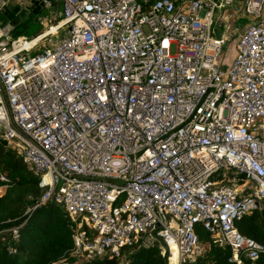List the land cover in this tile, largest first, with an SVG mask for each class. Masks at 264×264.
<instances>
[{
    "label": "built area",
    "instance_id": "2783aa9c",
    "mask_svg": "<svg viewBox=\"0 0 264 264\" xmlns=\"http://www.w3.org/2000/svg\"><path fill=\"white\" fill-rule=\"evenodd\" d=\"M39 1L38 34L0 24V141L74 222L76 263L157 240L186 264L195 224L237 264L264 254L233 225L264 200V0ZM220 9L244 21L228 67Z\"/></svg>",
    "mask_w": 264,
    "mask_h": 264
},
{
    "label": "trees",
    "instance_id": "16d2710c",
    "mask_svg": "<svg viewBox=\"0 0 264 264\" xmlns=\"http://www.w3.org/2000/svg\"><path fill=\"white\" fill-rule=\"evenodd\" d=\"M0 174L6 178L0 180V264H166L157 240L148 246H124L114 258L94 257L76 263L71 251L74 222L60 204L39 203V173L28 169L5 141H0ZM233 225L241 236L263 242L264 200L259 209L234 219ZM194 231L204 249L186 264H237L230 259L228 246L216 244L199 224ZM240 264H264V254L255 260L241 255Z\"/></svg>",
    "mask_w": 264,
    "mask_h": 264
},
{
    "label": "rangeland",
    "instance_id": "374dc122",
    "mask_svg": "<svg viewBox=\"0 0 264 264\" xmlns=\"http://www.w3.org/2000/svg\"><path fill=\"white\" fill-rule=\"evenodd\" d=\"M23 9V8H20ZM224 11V9H222ZM220 10H215L213 14V20L215 21V28L218 32L222 33V28H225L226 31L225 35V45H223L220 49L218 59L219 61L223 62L224 67H228L232 61L234 55V41L238 34L239 27L243 24V19L241 18H231L227 22L224 21L221 17ZM56 11H58V7L53 9L52 14L55 16ZM48 12L45 8H40L37 13H33L31 11H26V13L18 20V23L13 26L12 34L16 36H22L23 38H31L32 36L38 34L42 31V26L40 25L39 21L36 19L37 17L49 18L52 15ZM3 20L2 15H0V21ZM58 20L55 17L53 22ZM6 22V21H4ZM52 22V23H53ZM22 42H27L26 40H22ZM40 45L42 46L43 43L41 42ZM32 52L31 54H33ZM2 188H0V192Z\"/></svg>",
    "mask_w": 264,
    "mask_h": 264
},
{
    "label": "water",
    "instance_id": "95a60500",
    "mask_svg": "<svg viewBox=\"0 0 264 264\" xmlns=\"http://www.w3.org/2000/svg\"><path fill=\"white\" fill-rule=\"evenodd\" d=\"M42 3L43 2L39 0H30L24 5L23 9H20L19 6L12 5V3H7L0 9V15H2L3 18V20L0 21V24H2L4 21H7L12 26H15L18 23V20L26 13V11L29 10L33 13H37Z\"/></svg>",
    "mask_w": 264,
    "mask_h": 264
},
{
    "label": "bare ground",
    "instance_id": "6f19581e",
    "mask_svg": "<svg viewBox=\"0 0 264 264\" xmlns=\"http://www.w3.org/2000/svg\"><path fill=\"white\" fill-rule=\"evenodd\" d=\"M51 29L53 30V29H54V27H53V28H51ZM28 44H29L28 42H24V43H23L22 41H21V43H20V45H21L22 47H28V46H27ZM46 178H47V177H46V176H44L42 181H43V182H44V181H46Z\"/></svg>",
    "mask_w": 264,
    "mask_h": 264
},
{
    "label": "flooded vegetation",
    "instance_id": "af4514ba",
    "mask_svg": "<svg viewBox=\"0 0 264 264\" xmlns=\"http://www.w3.org/2000/svg\"><path fill=\"white\" fill-rule=\"evenodd\" d=\"M29 11V10H28Z\"/></svg>",
    "mask_w": 264,
    "mask_h": 264
}]
</instances>
